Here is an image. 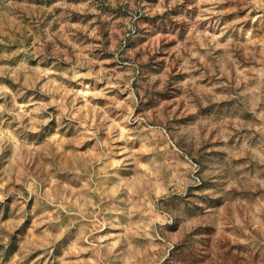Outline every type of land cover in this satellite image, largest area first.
<instances>
[{
    "label": "rangeland",
    "instance_id": "rangeland-1",
    "mask_svg": "<svg viewBox=\"0 0 264 264\" xmlns=\"http://www.w3.org/2000/svg\"><path fill=\"white\" fill-rule=\"evenodd\" d=\"M0 264H264V0H0Z\"/></svg>",
    "mask_w": 264,
    "mask_h": 264
},
{
    "label": "built area",
    "instance_id": "built-area-1",
    "mask_svg": "<svg viewBox=\"0 0 264 264\" xmlns=\"http://www.w3.org/2000/svg\"><path fill=\"white\" fill-rule=\"evenodd\" d=\"M191 166H192V169H193V173H194V175H196V177H195V179H196V181H198V183L200 184L201 182H200V179H199V170H200V167H199V165L197 164V163H195V162H191Z\"/></svg>",
    "mask_w": 264,
    "mask_h": 264
}]
</instances>
